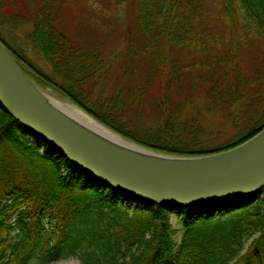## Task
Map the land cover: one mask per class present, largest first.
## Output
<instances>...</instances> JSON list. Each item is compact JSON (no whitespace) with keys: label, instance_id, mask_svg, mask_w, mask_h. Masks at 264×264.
Here are the masks:
<instances>
[{"label":"trees","instance_id":"1","mask_svg":"<svg viewBox=\"0 0 264 264\" xmlns=\"http://www.w3.org/2000/svg\"><path fill=\"white\" fill-rule=\"evenodd\" d=\"M20 1L0 0V18L32 21V48L47 60L53 76L35 65V56H22L1 34L0 39L38 84L67 96L122 135L165 152L201 155L232 148L264 128L263 110L245 120L235 142L208 150L197 128L163 120L152 132L124 120L129 104L144 95L136 93L147 91L144 85L154 78L162 83L154 84L161 91L160 108L178 90L218 93L225 99L222 107L237 114L254 107L264 84L253 85L255 78L261 82L264 66L260 75L252 73L237 41L216 48L205 31L211 14L206 0H130L139 28L128 31L120 71L130 87L104 98L94 97L95 85L120 51L106 57L73 36L65 18L70 0H36L26 12L16 11ZM210 3L222 9L228 24L240 18L245 29L251 25L264 43V0ZM137 34L140 41L133 39ZM178 49L200 55L183 62ZM137 51L148 58L146 66ZM257 59L261 67L264 54ZM172 216L183 225L179 243ZM70 256L82 264H264V188L243 200L188 208L136 201L90 178L0 104V264H46Z\"/></svg>","mask_w":264,"mask_h":264},{"label":"water","instance_id":"2","mask_svg":"<svg viewBox=\"0 0 264 264\" xmlns=\"http://www.w3.org/2000/svg\"><path fill=\"white\" fill-rule=\"evenodd\" d=\"M46 89L50 88L33 80L0 39L1 106L19 124L51 143L105 187L136 201L173 209L243 200L264 188V128L226 150L201 155L174 154L122 135L67 96L60 93L65 101ZM50 97L70 103L124 141L112 142L95 135Z\"/></svg>","mask_w":264,"mask_h":264},{"label":"rangeland","instance_id":"3","mask_svg":"<svg viewBox=\"0 0 264 264\" xmlns=\"http://www.w3.org/2000/svg\"><path fill=\"white\" fill-rule=\"evenodd\" d=\"M208 7L211 8V14L206 18L205 31L210 33V37L216 44V48L223 49L226 45L230 47L233 41H237L239 46H242L247 52L243 54L244 62L249 68H252V73L258 71V75L262 72V66L258 62V57L264 54V43L260 37V33H254L252 26L245 29L246 22L238 18L235 25H230L221 17L222 9L214 6L210 1L217 2L219 0H206ZM36 2V0H21L17 5L16 11H28ZM130 0H70L67 3L65 18L70 31L77 40L84 42V45L97 47L98 50L109 57L111 54L114 56L117 51H120V56L115 57L112 69L109 74L100 77L97 85H95L94 97L99 98L100 95L104 98L107 95L113 94L120 89L130 87L129 77H121V69L123 70L125 63V45L128 42V31L138 30L137 13L131 9ZM15 11V12H16ZM18 12L15 14L17 15ZM29 14V13H27ZM30 15V14H29ZM14 17L10 19L0 18V34L6 42L16 52L22 56H35L33 62L43 72L53 76L49 63L40 55L34 52L29 34L32 31L33 25L31 20L14 21ZM241 36V37H239ZM133 39H140L139 34L134 36ZM178 55L183 62H188L192 56L198 57L200 53L196 52H183L177 50ZM137 56L141 57V63L146 66V58L136 52ZM261 68V69H260ZM261 70V72H260ZM141 76V72L138 74ZM146 77V76H145ZM261 82L255 78L256 85L264 84V76H260ZM129 80V81H128ZM154 78L152 82H146L144 85L145 90L142 93H136L138 97L128 106V111L124 115V120L134 125L139 130H150L155 132L156 125L159 121L170 120L175 122L177 126L185 125L193 129L197 128L200 141L204 148L211 150L224 146L228 143L235 142L242 134L244 122L248 117L264 110V87L257 89L254 96V107L251 103V109L243 108V114L234 109L231 111L222 107L225 100L224 97L218 93L209 92L203 94L198 90L197 95H192L191 91L178 90L172 93V99H169L163 108L159 107L161 102L160 92L155 90ZM135 83V82H134ZM162 84V83H158ZM156 84V85H158ZM138 87V85H135ZM156 88H160L157 87ZM49 93L67 100L61 96L59 92H54L51 89H46ZM159 92V93H158ZM171 98V97H170ZM174 100L175 102H173ZM252 97L250 99V102ZM172 103L176 106L180 114H176L172 110ZM243 104V103H242ZM240 104L237 109L242 106ZM230 114V115H229ZM236 118V119H234ZM264 120V114L263 118ZM212 153V152H209ZM170 223L174 228L180 231L176 234L175 239L177 243L180 242L182 236L183 225L178 222L177 218L170 217ZM250 241L247 242L249 245ZM35 264V263H33ZM46 264H82L77 257H67L50 261Z\"/></svg>","mask_w":264,"mask_h":264},{"label":"bare ground","instance_id":"4","mask_svg":"<svg viewBox=\"0 0 264 264\" xmlns=\"http://www.w3.org/2000/svg\"><path fill=\"white\" fill-rule=\"evenodd\" d=\"M50 99L54 104H56L70 116L75 118L79 123H81L84 127H86L95 135L112 142L122 143V141H124L123 138L104 128L96 121L82 113L76 107L72 106L70 103L61 101L60 99L55 97H50Z\"/></svg>","mask_w":264,"mask_h":264}]
</instances>
